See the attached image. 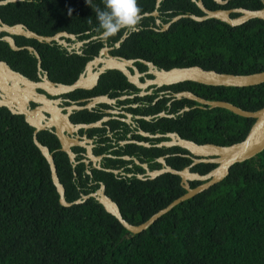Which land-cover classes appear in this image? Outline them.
Returning <instances> with one entry per match:
<instances>
[{"label": "trees", "instance_id": "16d2710c", "mask_svg": "<svg viewBox=\"0 0 264 264\" xmlns=\"http://www.w3.org/2000/svg\"><path fill=\"white\" fill-rule=\"evenodd\" d=\"M156 1L138 0L143 14L153 12ZM203 2L209 9L263 7L261 0H230L223 6L214 0ZM96 8L106 10L104 0H89V3L87 0L20 1L0 5V18L9 25L23 23L41 35L67 31L87 38L100 34L96 31L99 26ZM158 10L164 15V22L179 14L203 15L192 0H163ZM148 19L154 18L144 17V21ZM122 32L112 36L113 40L119 39ZM4 35L6 33H0V38ZM14 38L19 46L30 45L40 53L45 51L44 59L54 79L64 83H73L85 61L92 57L88 55L78 64H63L65 77L59 79L55 77V68L60 49L55 43H41L23 36ZM124 46L134 52L117 53L128 58L152 60L165 69L198 65L218 72L250 74L264 71V20L256 18L231 26L218 19L198 22L182 18L163 32L150 29L134 32ZM99 47L101 44L94 50L95 54ZM148 47L155 50L154 55H148ZM0 60L28 75L37 64L36 57L27 49L14 51L1 39ZM124 88L132 89L126 94L139 91L123 73L113 70L103 77L95 90L77 92L81 94L78 96H89ZM163 89L189 90L207 100H224L251 111L264 107V83L229 87L185 81ZM121 93L113 92L112 95ZM154 96L157 93L128 101L134 104L147 99L151 102ZM169 101L170 98L164 97L155 107H130L128 110L134 114L162 111L177 114L185 106L198 104L186 98L175 100L171 105ZM97 119L95 116L84 120ZM142 121L144 130L152 133L178 132L183 138L200 144L231 145L246 137L255 119L206 106L191 108L173 118H159L154 124ZM110 124L113 129L124 126L125 132L120 139L132 131L119 121ZM104 130L96 128L93 132L104 134ZM33 136L34 128L24 116L0 107V264H264V150L233 165L224 180L178 204L147 230L133 234L94 198L70 207L60 204L50 166ZM134 138L145 139L140 135ZM38 139L53 152L66 199L70 202L97 190L103 182L107 195L118 203L123 217L132 224H140L186 192L181 177L171 173L155 179H139L136 174L145 170L138 165L124 169L126 173H136L132 177L100 169H91L90 175L84 163L73 167L67 153L59 149L60 142L55 134L41 131ZM162 140L167 138H155V144ZM101 142L105 146L97 148L98 155L112 147L107 137ZM114 152L144 156L141 160L149 162L153 170L161 167L156 159L166 154L173 168L183 169L192 163V158L187 156L189 152L178 146L146 148L129 144L124 150L118 148ZM124 163L108 157L103 167L119 169ZM215 166L199 163L192 171L205 174ZM200 183L193 181L191 186Z\"/></svg>", "mask_w": 264, "mask_h": 264}, {"label": "water", "instance_id": "95a60500", "mask_svg": "<svg viewBox=\"0 0 264 264\" xmlns=\"http://www.w3.org/2000/svg\"><path fill=\"white\" fill-rule=\"evenodd\" d=\"M20 1H34V0H0V5H6L8 3H15ZM163 0L156 1V9L151 13H144V16H158V8L161 5ZM203 12V15H196L192 13L179 14L174 16L169 22L163 25L162 30L168 29L173 23L179 21L182 18H191L198 22H203L208 19H218L223 21L231 26H237L244 24L252 19H262L264 20V0H261L263 7L258 9H248L244 7L236 8H218V9H209L204 4L203 0H192ZM218 5H227L230 0H214ZM238 14L233 16V14ZM160 22V20L158 21ZM0 33H6L1 40L6 41L10 48L14 51H20L27 49L31 53H34L38 59L39 64L41 61L38 51L33 46H19L15 40V36H23L29 39H35L41 43L51 44L53 42L65 43L62 39L65 37L74 38L75 35L67 31H60L54 35H41L31 29H29L23 23H16L14 25H9L5 23L0 18ZM122 41V40H120ZM120 42L117 43L119 45ZM106 49V48H105ZM102 58H95L88 63V74L85 76V73H82L79 78L71 83H50V95H56L61 93L72 92L76 89H93L97 84L98 79L106 69H115L121 71L128 79V81L136 85L142 91L139 93L140 96L145 94V88L149 85H156L158 87L169 86L185 81L198 82L205 85L211 86H229V87H246L254 86L264 83V71L254 72L250 74H234V73H224L218 72L216 70H207L198 65L184 66V67H172L170 69L158 68L152 62L141 60L145 62L149 67V73L154 76V78H147L145 81H141L142 74L139 70L133 65L135 59H127L119 56L109 55V59L105 60L106 65L100 67V69L95 72L94 75H91L93 65L97 66L102 62ZM129 67L134 69V73L130 70ZM40 87L39 83L29 79L22 73L15 71L11 66L4 60H0V107L8 108L15 115H23L26 122L34 128L33 140L35 145L39 148L43 156L46 158L50 170L53 183L59 194V202L63 206L70 207L74 204H81L87 201L90 198L96 199L100 204L103 205L104 209L112 214L129 232L133 234L141 233L147 230L152 226L160 217L171 211L178 204L193 198L199 193L209 189L215 184L224 180L230 173V169L233 165L243 162L245 160L251 159L258 155L264 150V107L251 111L243 109L231 102L224 100H207L201 96H198L192 91L184 90L173 93L171 96L174 99H189L191 101L197 102L201 107L208 106L209 108H224L234 114L243 116L246 118H253L255 122L250 128L246 137L239 142L233 143L231 145H218L213 143H197L193 140L186 139L180 136L177 132H169L167 134H155V137L166 136L169 140H164L158 144V147H173L179 146L188 150L191 154L192 163L189 166L184 167L183 169H176L168 165L164 156H161L157 159L158 162L162 164V167L159 169L151 170L148 165L139 161L137 163L141 164L145 169V174H137L136 176L139 179H155L163 174L171 173L181 177V185L186 190V192L173 200L165 208L157 211L149 219L140 223L132 224L127 221L121 212V209L116 201H114L106 193V185L101 182L100 187L88 194H82L80 198L70 202L66 199V189L63 183L61 182L57 165L55 162L54 154L50 148L43 144L38 139V133L47 127L54 130L53 132L58 137L61 143V151L67 153L70 162L73 167H76L79 163L77 161V154L73 151V147H85L88 149L89 157L93 160H100L102 156H96L93 153V140L88 138L86 135L83 136V139L77 135L72 136L71 133L78 132L81 129H88L93 127L102 126L103 120L97 122L88 123V124H74L70 121L69 116H51L47 118L44 116V106H41L40 103L48 104V102H57L58 100H51L44 93L38 91ZM128 97H135L131 95ZM104 100L105 102L113 101L106 95L97 96L94 98V101L88 103L86 106H75L77 109H84L86 107H91L96 104V102ZM31 102L38 103V106L35 108H30ZM171 103V102H170ZM190 108H184L180 113L189 111ZM61 112V110H60ZM129 116H132L130 113ZM159 116L174 117V114H167L165 111H162L158 114ZM43 122L42 120H45ZM68 131V134L66 133ZM140 133L146 136L148 133L140 131ZM149 136H153L149 134ZM144 146H150L147 142H137ZM190 156V155H189ZM86 163H89V160H85ZM199 163H213L216 166L209 172L202 174L197 171H192V168ZM97 169L105 170L107 172H112L116 175L132 177V174H126L119 169H106L99 165L96 166ZM88 174L92 175L90 169L87 170ZM200 181L201 183L195 187L191 186V182Z\"/></svg>", "mask_w": 264, "mask_h": 264}, {"label": "flooded vegetation", "instance_id": "af4514ba", "mask_svg": "<svg viewBox=\"0 0 264 264\" xmlns=\"http://www.w3.org/2000/svg\"><path fill=\"white\" fill-rule=\"evenodd\" d=\"M163 16L164 15H162L161 11H159L158 16H153L154 19H148V21H144V17H145L144 16L143 19L141 20L140 24L138 25V30L135 32L143 33L144 30H148V29L155 30V31H162V32L168 30L169 28L166 30H162L163 25L165 23H167V22L163 21ZM146 17H149V16H146ZM159 20H160V22H158ZM133 33L134 32H128L127 30H123L121 37L117 40H113L112 37H109L107 39L102 38V36L100 34L91 35L90 37H87V38H81L80 35L74 34V33H71V34L75 35L74 38L63 36L62 39L65 41V43L53 42L59 47L60 54H61V55L58 54V56L56 57L57 68H55V70H56L55 77H57L59 79H63L65 77V73L63 70V64H74V63L78 64L81 61H85V58L88 55H92V57H91V59L85 61L84 65H83V69H82L81 73L79 74V76L82 73H85V76H87V74H88V70H87L88 66L87 65L91 60H94L95 58H102L103 59L102 62H100L97 66L93 65V67H92L90 74L94 75L95 72H97L100 69V67L106 65L105 60H108L109 55H112V56L124 57L127 59H135V61L133 62V65L142 74L141 81H145L147 78H154V76L149 73L150 67L145 62H142L141 60L152 62L154 65H156L154 61L144 59V58H139V57L128 58V57H125L123 54L117 53V52H120V53L127 54V52H134L132 49H129L127 46H124L126 40ZM120 40H122V41H120ZM118 42H120L119 45H117ZM53 43H51V44H53ZM99 44H101V47H99L97 54H95L94 50H96V48ZM26 46H30V45H26ZM150 46H151V44H150ZM147 51H148L147 52L148 55H154L155 54V50L151 49V47H148ZM29 53L33 54L37 59L36 68L30 69L31 75H28L24 70L14 69V67L9 62H7V61L6 62L15 71H18V72L22 73L23 75H25L26 77H28L29 79L39 83L40 87H38V91L40 93L46 94L48 96V98H50L53 101L58 100L57 102H48V104L40 103L41 106L45 107L44 116H46L47 118H50L51 116L68 115L70 121L74 124H79V123L88 124V123L97 122L99 120H103L102 126H100V127L81 129L78 132L71 133L72 136L79 135L82 139H83V136H85V135L88 138L92 139L93 140V142H92L93 153L96 156H102V158L98 161L93 160L89 157L87 148L78 147V146L73 147V151L77 154V161H79V163L85 164L86 171L88 169H90V170L91 169H97L96 168L97 165L103 167V165L105 163V159L108 157L113 158V159L123 160L125 163L119 167V170H122L123 172H125L124 169L126 167L133 169L135 165H138V166H141L145 170L144 173H139V174H145L146 169L141 165L143 163L147 164L149 169H151L149 162H144L141 160V158L143 159L144 156H141V158H140L137 155V153H135L134 155H131L130 153H122V155H117L114 151H116L118 148H121L124 150L126 148V146L129 144H136V145H139L142 147L150 148V147H155V146H157L156 144L164 141V140H162V141L155 144V138L165 137V138H167V140H169V138L166 136L155 137V134H158L159 132L158 133H152L150 131L144 130L143 125H142V122H143L142 120H144L148 123L154 124L155 120H157L159 118H173V117L159 116L158 114L160 112L156 113V114H155V112L149 113V114H144V113L134 114V113L130 112L128 109L130 107H141V108L149 107V106L155 107V103H157V101L159 99H162L164 97L170 98V101L168 104L171 105L173 102L172 101L173 97L171 95L173 93H175L174 91H172L171 89H163L164 86L158 87L156 85H149L148 87L145 88V94L143 96H140L139 93L142 90L139 89L135 85L139 89L138 93L126 94L127 90L129 88H127V89L124 88V89H115V90L112 89L106 93H97L95 95L78 96L81 94L79 92H77V90H87V91L95 90L99 86V84L101 83V80L103 79V77L106 74H109L110 71L115 70V69H111V70L106 69L103 73H101V75L98 79V82L93 87V89H76L72 92L61 93V94H56V95L51 94L50 95V93L48 92V89L50 91V89H51L50 83L51 82H54V83H64V82L54 79V75L52 74L53 71L51 70V68L47 67L46 61L44 59V54H46L45 51H43L41 53L38 51L40 58H41L40 64H39L38 57L34 53H31L30 51H29ZM20 58L21 57H19V61H20ZM156 66H158V65H156ZM143 67H144V69H143ZM129 68L133 73L135 72L132 67H129ZM158 68H161V67L158 66ZM79 76H78V78H79ZM114 76H115V78L118 77L117 74H114ZM65 84H71V83H65ZM128 91H132V89H129ZM113 92H118V93L122 92V93L113 96L112 95ZM155 93H157V96L156 97L154 96L153 99L151 100V102L147 101V99H145L144 101H142V100L137 101L134 104H133V102L128 101V99H133L136 96L146 97V96L155 95ZM103 95L108 96L109 98L113 99V101L109 100V102L108 101L105 102L104 100H100V101L96 102V104L92 105L90 108L89 107H86L84 109L75 108V106H77V105L78 106H86L88 103L92 102V100L94 101L95 97L103 96ZM131 95H135V97H128ZM75 96H78V97L75 98ZM175 100H178V99H174V101ZM179 100H181V99H179ZM37 106H38V103L31 102L30 108L32 109V108H35ZM186 107H189L191 109L194 107H201V106H200V104H197L195 106H185L184 108H186ZM184 108H182L177 114L167 113L166 111L165 112L167 114H174L175 115L174 117H176L177 115H183L185 113V112L180 113ZM60 110H61V112H60ZM85 111H87V113H85ZM129 113L132 116H129L128 115ZM95 116L98 117V119L95 121L84 120L85 118H91V117H95ZM79 117L81 119L83 118V120H79ZM42 121L46 122V119L42 120ZM114 121H119L122 124L127 125L128 127L131 128L132 131L127 132L125 134V138L120 139L119 136H121L125 132L124 126H121L120 128L113 129L110 123H112ZM96 128H102V129L105 128L104 134H102V131L94 133L93 130ZM141 130L148 133V134L146 136L142 135L140 133ZM42 131H48V132L55 134L53 132L54 130L50 129L49 127H47L46 129H44ZM66 133L68 134V131H66ZM167 133H169V132H167ZM167 133H165V134H167ZM149 134H151L153 136H149ZM160 134H162V133H160ZM134 135H140V136L144 137L145 139H143V140L136 139V138H134ZM103 137L104 138L107 137L110 139V143H111L112 147L109 148L108 152L101 153L98 155L95 153L97 148H99V146H105V143L101 142ZM137 142H147L150 146H144L142 144H138ZM60 146H61V143H60ZM173 147H176V146H173ZM165 148H172V147H165ZM59 149L61 150V147ZM187 156L191 157L190 152ZM164 157H165L166 162H167V158L169 157V154L164 155ZM157 159H156V161H157ZM85 160H89V163H86ZM137 161H139L141 164L137 163ZM152 162H155V159ZM158 163H160V162H158ZM167 164H168V162H167ZM161 167H162V164H161ZM151 170H153V169H151ZM126 174L134 175L136 173L130 172V173H126Z\"/></svg>", "mask_w": 264, "mask_h": 264}, {"label": "clouds", "instance_id": "9594fccd", "mask_svg": "<svg viewBox=\"0 0 264 264\" xmlns=\"http://www.w3.org/2000/svg\"><path fill=\"white\" fill-rule=\"evenodd\" d=\"M87 2L89 3V0ZM104 3L106 10L95 9L99 21L96 31L102 38L112 37L121 30L128 32L138 30L144 15L138 0H104ZM89 23H91L90 20Z\"/></svg>", "mask_w": 264, "mask_h": 264}]
</instances>
